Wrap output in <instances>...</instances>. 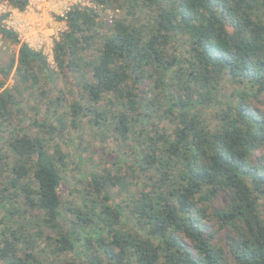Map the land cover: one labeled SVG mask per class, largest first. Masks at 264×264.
<instances>
[{
    "label": "trees",
    "instance_id": "1",
    "mask_svg": "<svg viewBox=\"0 0 264 264\" xmlns=\"http://www.w3.org/2000/svg\"><path fill=\"white\" fill-rule=\"evenodd\" d=\"M100 2L0 54V264H264V0Z\"/></svg>",
    "mask_w": 264,
    "mask_h": 264
},
{
    "label": "built area",
    "instance_id": "2",
    "mask_svg": "<svg viewBox=\"0 0 264 264\" xmlns=\"http://www.w3.org/2000/svg\"><path fill=\"white\" fill-rule=\"evenodd\" d=\"M75 8L93 10L110 21L116 17L100 0H27L24 9L0 0V54L6 45L5 34L11 32L20 41L18 52L22 44H27L44 55L49 52L54 55L55 42L67 30V14Z\"/></svg>",
    "mask_w": 264,
    "mask_h": 264
},
{
    "label": "rangeland",
    "instance_id": "3",
    "mask_svg": "<svg viewBox=\"0 0 264 264\" xmlns=\"http://www.w3.org/2000/svg\"><path fill=\"white\" fill-rule=\"evenodd\" d=\"M11 43H12V42L7 43V45H5V48H4L3 52L8 53L10 56H12L13 51H16V56H15V57H16V59H17V57H18V56H17L18 49L15 48L14 45H11ZM45 57H47L49 63H51V64L54 63V55H53V54H51V53L49 52V53H47V54L45 55ZM0 60H3V59L0 58ZM60 82H61V81H60ZM60 82H59V83H60ZM16 83H17V82H16V79L14 78V73H12V75H11V77H10L8 83H7V86H9V87H13L14 84H16ZM21 90H22V95L16 93V94L19 96L20 100L25 101V102H26V101H30V104H31V105H35V96H38L37 98L39 99L40 91H37V90L34 89V88L24 89V87H22ZM1 92H2V90H1ZM68 97H69L68 99L71 100V99H70L71 97H70V96H68ZM107 149H108V148H107ZM90 155H92V154L87 153V156H88V157H89ZM86 168L88 169L89 167L87 166Z\"/></svg>",
    "mask_w": 264,
    "mask_h": 264
}]
</instances>
